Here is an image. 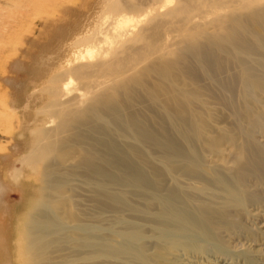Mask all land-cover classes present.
Wrapping results in <instances>:
<instances>
[{
    "label": "bare ground",
    "instance_id": "6f19581e",
    "mask_svg": "<svg viewBox=\"0 0 264 264\" xmlns=\"http://www.w3.org/2000/svg\"><path fill=\"white\" fill-rule=\"evenodd\" d=\"M98 6L68 42L66 69L47 80L33 145L18 161L43 164L38 194H48L25 222L24 264H199L203 255L255 264L260 251L247 243L264 234L248 224L264 208V0ZM227 79L237 108L213 91ZM74 179L89 188L91 212L72 206Z\"/></svg>",
    "mask_w": 264,
    "mask_h": 264
},
{
    "label": "rangeland",
    "instance_id": "374dc122",
    "mask_svg": "<svg viewBox=\"0 0 264 264\" xmlns=\"http://www.w3.org/2000/svg\"><path fill=\"white\" fill-rule=\"evenodd\" d=\"M30 2L45 3V9L38 12L32 4L29 5ZM100 2L13 0L10 7L0 10L3 15L0 16V264H24L19 252L25 243V222L39 210V199L48 194H38L42 186L43 164L20 166L18 161L33 145L27 134L34 130L33 121L38 109L47 103L43 92L47 80L66 69L65 61L72 58L68 42L76 32L90 29L99 13ZM233 71L235 69L230 72ZM228 81L221 83L222 93L220 86H212L213 91L225 106L237 108L238 87L235 81ZM44 118L40 115L37 119ZM14 168L17 174H12ZM70 186L75 189L70 194L72 206L91 212L93 204L88 199L91 192L87 185L74 179ZM252 210L261 216L251 219L249 226H264V208L254 207ZM263 235L254 239L255 242L234 240L231 247L239 251L248 242L260 251L255 264H264ZM211 260V255H203L199 264H212ZM232 260V264H244L237 258Z\"/></svg>",
    "mask_w": 264,
    "mask_h": 264
}]
</instances>
